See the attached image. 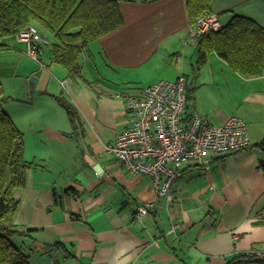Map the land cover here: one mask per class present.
Here are the masks:
<instances>
[{
	"label": "crops",
	"instance_id": "crops-1",
	"mask_svg": "<svg viewBox=\"0 0 264 264\" xmlns=\"http://www.w3.org/2000/svg\"><path fill=\"white\" fill-rule=\"evenodd\" d=\"M186 2L121 0L124 23L90 44L77 79L51 61L49 46L41 62L17 40L0 52L4 109L35 162L16 191L15 224L27 231L17 244L32 252L31 264H227L241 253H264V72L242 76L217 54L198 68ZM212 9L227 12L222 24L241 15L264 27V0H214ZM168 68L177 70L174 79L185 74L193 90L186 116L197 110L214 124L241 116L250 140L208 164L185 165L173 201L107 150L132 124L126 99L166 79ZM59 97L76 108L77 127ZM51 165L58 178L50 177ZM56 242L73 257L46 249Z\"/></svg>",
	"mask_w": 264,
	"mask_h": 264
},
{
	"label": "trees",
	"instance_id": "trees-1",
	"mask_svg": "<svg viewBox=\"0 0 264 264\" xmlns=\"http://www.w3.org/2000/svg\"><path fill=\"white\" fill-rule=\"evenodd\" d=\"M121 0H0V52L13 47L21 30L34 26L48 43L51 61L62 65L68 77L82 76L81 58L88 53L91 43L96 42L124 23ZM151 1V0H125ZM214 0H187L186 9L190 24L210 13ZM192 35V34H191ZM194 36V35H193ZM198 68L204 65L212 54L224 59L236 72L245 77H257L264 72V27L255 20L233 15L222 27L210 34L197 35ZM22 42V41H19ZM25 43V42H23ZM26 44V43H25ZM27 45V44H26ZM28 49V45H27ZM26 49V52H27ZM39 59L37 61L41 62ZM0 71V264H31V251L14 242L15 236L26 235L15 224L20 206L16 191L26 185L27 172L35 165L26 159L25 136L11 116L4 109L9 98L4 91ZM185 76V74H183ZM186 78V76H185ZM177 79V78H176ZM187 83V81H186ZM187 109L194 96L193 90L185 87ZM58 101L78 126L79 116L74 105L59 97ZM197 111V110H196ZM71 189L66 192L70 193ZM56 202L59 200L56 195ZM63 248V259L73 257L66 244L56 242L46 249L55 256ZM264 264V257L246 252L235 256L227 264Z\"/></svg>",
	"mask_w": 264,
	"mask_h": 264
},
{
	"label": "built area",
	"instance_id": "built-area-1",
	"mask_svg": "<svg viewBox=\"0 0 264 264\" xmlns=\"http://www.w3.org/2000/svg\"><path fill=\"white\" fill-rule=\"evenodd\" d=\"M221 26L216 13L205 14L191 27V34H210ZM17 39L28 45L27 55L35 60L39 59V44L48 43L34 26L21 30ZM185 87L186 78L180 75L145 87L139 96H129L126 107L133 116L132 124L107 146L130 173L150 176L157 195L169 201H173L172 188L185 165L208 164L215 154L250 146L247 123L241 116H231L222 124L212 123L196 110L186 116ZM139 210L142 216L148 212L146 207ZM177 228L173 224L172 231ZM257 255L264 257V253Z\"/></svg>",
	"mask_w": 264,
	"mask_h": 264
},
{
	"label": "rangeland",
	"instance_id": "rangeland-1",
	"mask_svg": "<svg viewBox=\"0 0 264 264\" xmlns=\"http://www.w3.org/2000/svg\"><path fill=\"white\" fill-rule=\"evenodd\" d=\"M226 14H227V12L226 13H220V16H219V18H221L220 20H222V21H224V18H225V16H226ZM221 24H222V22H221ZM223 25V24H222ZM222 27V26H221ZM214 32H216V31H214ZM44 59H45V57H44ZM178 66H177V63H176V68H177ZM187 73L188 74H190V72H189V70L187 71ZM167 78L166 79H174L177 75H178V72H177V70L176 69H169L168 68V72H167ZM181 75V74H180ZM191 75V74H190ZM230 118V117H229ZM49 170H50V177H54L56 174H57V172H58V168H57V166H53V165H51L50 167H49ZM56 177L58 178V175H56ZM147 206H149V205H147ZM143 207H146V206H143ZM147 208V210H148V207H146ZM19 239H18V237L17 236H15L14 237V242L17 244V241H18ZM251 264H258V263H251Z\"/></svg>",
	"mask_w": 264,
	"mask_h": 264
}]
</instances>
